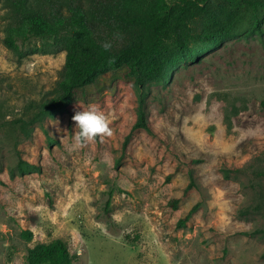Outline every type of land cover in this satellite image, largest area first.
<instances>
[{"label": "rangeland", "instance_id": "obj_1", "mask_svg": "<svg viewBox=\"0 0 264 264\" xmlns=\"http://www.w3.org/2000/svg\"><path fill=\"white\" fill-rule=\"evenodd\" d=\"M2 28L0 264H26L29 248L56 239L73 264H264V26L170 79L107 73L85 100L40 117L65 52L19 57ZM90 106L112 135L76 143L72 117ZM21 161L38 171L21 173Z\"/></svg>", "mask_w": 264, "mask_h": 264}, {"label": "trees", "instance_id": "obj_2", "mask_svg": "<svg viewBox=\"0 0 264 264\" xmlns=\"http://www.w3.org/2000/svg\"><path fill=\"white\" fill-rule=\"evenodd\" d=\"M2 42L25 57L65 52L63 77L36 114L52 115L79 100L107 73L142 86L168 79L182 63L199 61L229 39H249L264 26V0H0ZM40 40L29 50L21 45ZM110 44L105 50L103 45ZM264 108V100L261 102ZM137 125L147 126L140 114ZM21 173L38 171L20 162ZM170 205L177 207V200ZM193 208L191 211H193ZM182 223V221L180 222ZM28 239L31 234L28 232ZM26 264H73L66 244L53 240L28 249Z\"/></svg>", "mask_w": 264, "mask_h": 264}, {"label": "clouds", "instance_id": "obj_3", "mask_svg": "<svg viewBox=\"0 0 264 264\" xmlns=\"http://www.w3.org/2000/svg\"><path fill=\"white\" fill-rule=\"evenodd\" d=\"M103 47L107 50L110 48V44L105 43ZM72 120L75 122V128L78 129L74 135L76 143H85L112 135L107 117L95 106L77 111Z\"/></svg>", "mask_w": 264, "mask_h": 264}]
</instances>
